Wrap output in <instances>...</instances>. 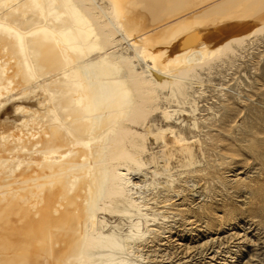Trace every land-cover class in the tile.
Here are the masks:
<instances>
[{
	"label": "bare ground",
	"instance_id": "1",
	"mask_svg": "<svg viewBox=\"0 0 264 264\" xmlns=\"http://www.w3.org/2000/svg\"><path fill=\"white\" fill-rule=\"evenodd\" d=\"M263 32L264 0H0V264L142 258L144 190L199 162L197 71Z\"/></svg>",
	"mask_w": 264,
	"mask_h": 264
},
{
	"label": "rangeland",
	"instance_id": "2",
	"mask_svg": "<svg viewBox=\"0 0 264 264\" xmlns=\"http://www.w3.org/2000/svg\"><path fill=\"white\" fill-rule=\"evenodd\" d=\"M197 72L191 91L198 129L186 134L201 143L193 145L199 162L183 169L172 158V186L157 175L153 187L143 188L148 210L158 215L148 223L154 229L134 263L264 264V32ZM175 115L191 121L188 114ZM147 146L158 147L151 137ZM144 172H135L134 179L151 181L150 171Z\"/></svg>",
	"mask_w": 264,
	"mask_h": 264
}]
</instances>
